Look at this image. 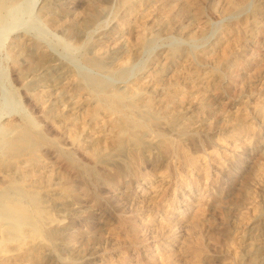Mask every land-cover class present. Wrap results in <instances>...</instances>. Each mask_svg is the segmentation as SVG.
<instances>
[{
  "label": "rangeland",
  "instance_id": "1",
  "mask_svg": "<svg viewBox=\"0 0 264 264\" xmlns=\"http://www.w3.org/2000/svg\"><path fill=\"white\" fill-rule=\"evenodd\" d=\"M0 264H264V0H0Z\"/></svg>",
  "mask_w": 264,
  "mask_h": 264
},
{
  "label": "bare ground",
  "instance_id": "2",
  "mask_svg": "<svg viewBox=\"0 0 264 264\" xmlns=\"http://www.w3.org/2000/svg\"><path fill=\"white\" fill-rule=\"evenodd\" d=\"M7 1V0H6ZM51 1V0H50ZM258 263V262H257ZM263 263V262H262Z\"/></svg>",
  "mask_w": 264,
  "mask_h": 264
}]
</instances>
